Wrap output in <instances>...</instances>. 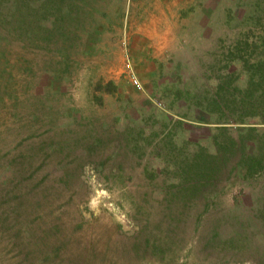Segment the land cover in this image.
<instances>
[{
	"label": "rangeland",
	"instance_id": "374dc122",
	"mask_svg": "<svg viewBox=\"0 0 264 264\" xmlns=\"http://www.w3.org/2000/svg\"><path fill=\"white\" fill-rule=\"evenodd\" d=\"M246 35L264 0H0V264H264V173L175 162Z\"/></svg>",
	"mask_w": 264,
	"mask_h": 264
},
{
	"label": "trees",
	"instance_id": "16d2710c",
	"mask_svg": "<svg viewBox=\"0 0 264 264\" xmlns=\"http://www.w3.org/2000/svg\"><path fill=\"white\" fill-rule=\"evenodd\" d=\"M224 55L226 66H239L238 71L231 73H236V76L242 73L245 77L241 83H234L235 79H232L215 84L214 93L207 98L209 102L206 106L208 113L222 112L219 115L221 119L214 122L220 125L212 127L213 144L205 150L197 149L189 154L190 157L183 156L179 162L175 161L176 165L200 172L239 152V163L244 167L245 175L264 173V140L258 138V134L264 135V127L259 128L264 126V38L241 37L227 45ZM228 87L232 90L224 97L221 93ZM235 105L240 108L239 115L225 113ZM234 124L239 127L236 135L230 132Z\"/></svg>",
	"mask_w": 264,
	"mask_h": 264
}]
</instances>
